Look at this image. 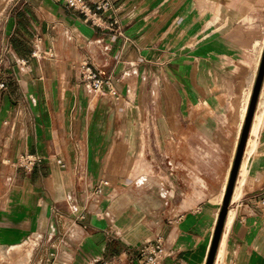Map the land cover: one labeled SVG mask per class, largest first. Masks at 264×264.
<instances>
[{"label":"crops","instance_id":"1","mask_svg":"<svg viewBox=\"0 0 264 264\" xmlns=\"http://www.w3.org/2000/svg\"><path fill=\"white\" fill-rule=\"evenodd\" d=\"M112 2L94 23L65 0H0V264H103L158 237L173 251L162 264H206L264 48V0ZM84 60L120 99L89 91ZM259 102L214 264H264ZM25 152L42 158L33 170L15 164ZM85 206L77 219L71 208Z\"/></svg>","mask_w":264,"mask_h":264},{"label":"built area","instance_id":"2","mask_svg":"<svg viewBox=\"0 0 264 264\" xmlns=\"http://www.w3.org/2000/svg\"><path fill=\"white\" fill-rule=\"evenodd\" d=\"M67 6L74 8L81 12L86 18L91 19L94 23H97L96 17L101 14L111 16L114 12L112 0H65ZM27 61H24L26 64ZM81 80L84 85L91 91L94 95L109 96L115 99H120L121 93L117 89L116 83L113 78L106 77L102 75V71L95 68L88 60H84L81 63ZM6 88L4 82H0V90ZM42 158L36 154L23 153L16 160L15 164L26 170H33L36 165L41 162ZM58 162L63 165L62 160ZM106 185L105 180H101L96 188L94 189L90 204H97L103 194L104 186ZM89 207H83L80 212H78L77 207L71 208L73 214H77L76 217L79 220L85 219L87 212H89ZM182 215L176 218V221L181 220ZM33 244L36 245L37 237L31 239ZM173 251L169 249L161 237L157 239H146L143 241L139 247L138 251L133 256H119L118 258L105 261L103 264H162L164 258L172 255ZM49 258L47 261H51ZM169 264H178L173 261Z\"/></svg>","mask_w":264,"mask_h":264},{"label":"water","instance_id":"3","mask_svg":"<svg viewBox=\"0 0 264 264\" xmlns=\"http://www.w3.org/2000/svg\"><path fill=\"white\" fill-rule=\"evenodd\" d=\"M263 84H264V48H263L259 68L257 71L255 83L253 86V91H252V95L250 98L244 127L242 130L241 138H240L239 145L237 148L236 157L234 160V164L231 170L230 178H229L226 192L224 195L223 204L219 212V216H218V220H217L216 227L214 230V235H213L212 243L209 249L206 264H214L216 257H217L220 242H221L224 230H225L227 214L230 209L232 196L235 190V185H236L239 170L241 167V161H242L245 147L247 144V140L249 137L251 125L255 117V113H256L257 106H258L260 94L263 88Z\"/></svg>","mask_w":264,"mask_h":264},{"label":"bare ground","instance_id":"4","mask_svg":"<svg viewBox=\"0 0 264 264\" xmlns=\"http://www.w3.org/2000/svg\"><path fill=\"white\" fill-rule=\"evenodd\" d=\"M260 115L259 114H256V117L253 121V126H252V129H251V135H252V138H250L249 142H248V151L251 150V148L254 147V144H255V141L256 139H254V136L257 134L258 132V127H259V123H260ZM240 185L243 184L244 182V176L246 175V159L243 161V164H242V167H241V171H240ZM239 196V188L238 190H236L234 192V196H233V200H236ZM234 209L230 208L229 211H228V214H227V218H226V223H225V230H224V233H223V236H222V239H221V242H220V246H219V249H218V253H217V257H216V263H218V261L223 257V254H224V247H225V240H226V235H227V229L230 227L231 223H232V220L234 218Z\"/></svg>","mask_w":264,"mask_h":264},{"label":"rangeland","instance_id":"5","mask_svg":"<svg viewBox=\"0 0 264 264\" xmlns=\"http://www.w3.org/2000/svg\"><path fill=\"white\" fill-rule=\"evenodd\" d=\"M252 91H253V89L251 90V93H249L250 97L252 95ZM260 98L261 99H260L259 105H261L264 102V84H263V88H262V91H261V94H260ZM249 100H250V98H249ZM8 254L10 255V253H8ZM5 256H6V253L5 252L3 253V252L0 251V260L5 259Z\"/></svg>","mask_w":264,"mask_h":264}]
</instances>
